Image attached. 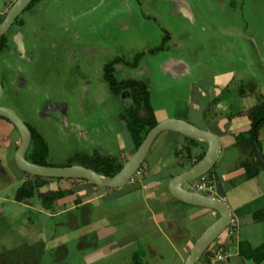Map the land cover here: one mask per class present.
Instances as JSON below:
<instances>
[{
    "label": "rangeland",
    "instance_id": "1",
    "mask_svg": "<svg viewBox=\"0 0 264 264\" xmlns=\"http://www.w3.org/2000/svg\"><path fill=\"white\" fill-rule=\"evenodd\" d=\"M15 1L0 0V21ZM19 19L25 21L30 57L19 56L24 37L19 26L15 29L16 22L9 50L0 53V106L15 110L42 137L47 148L38 159L48 166L86 165L98 153L121 160L133 154L124 119L132 105L130 93L115 94L107 82V66L118 60L114 77L118 82L135 77L145 83L158 121L188 116L199 120L190 112L195 93L199 89L197 101L205 104L213 96L206 91L212 83L229 87L214 95L235 104L227 115L232 119L243 112L242 105L256 101L252 87L256 97L264 96V0H37ZM241 90L254 98L243 100ZM261 127L258 145L264 156ZM2 138L0 260L42 243L41 262H34L41 251L36 250L25 257L30 264H85L84 252L101 243L94 236L100 223L86 234L82 215L62 210L73 205L72 199H80L90 184L49 180L41 192L59 194L53 208H46L38 194L25 204L16 202L22 172L11 163L14 146L4 132L0 142ZM180 140L173 132L161 134L143 166L176 167L173 153ZM241 142L224 149L215 170L225 175L253 159L257 149ZM243 177L226 175L220 180L234 210L253 194ZM263 178L264 173L256 182L263 185ZM65 198V205L58 203Z\"/></svg>",
    "mask_w": 264,
    "mask_h": 264
},
{
    "label": "crops",
    "instance_id": "2",
    "mask_svg": "<svg viewBox=\"0 0 264 264\" xmlns=\"http://www.w3.org/2000/svg\"><path fill=\"white\" fill-rule=\"evenodd\" d=\"M219 84L221 83H212L208 90L206 89L207 96L210 95L209 92L214 93H211L213 96H208L209 99H206L208 101L203 105L197 101V98L202 96L199 89L195 93L198 97L193 101L190 112L192 117L199 115L198 123L193 118L191 120L189 116L179 118L218 135L223 144L222 157L224 149L235 148L239 136L242 134L248 136L252 124L264 115V96L262 98L263 94H261L260 97H256L257 89L252 87L256 101L248 106L242 105L243 112L236 113L232 119L227 115L235 104L215 96L217 90L222 95L230 89L226 84L222 87ZM242 90L240 93H242L243 100L254 98ZM246 112L248 115L245 116ZM263 131L264 124L259 135L264 133ZM1 132L7 135V142H11V146H14V150L13 147L10 148L13 150L11 155L13 160L18 135L14 128L3 120H0ZM178 135L181 140L177 143L178 146L173 153L177 164L173 169L164 170L160 167L155 170L150 165L143 166L138 175L148 174L141 179L133 178L127 186L121 189L98 188L89 183L90 186L82 197L72 199L73 205L62 210L63 212L78 211L84 220L86 234H91L88 230H92L94 223H100L95 229L94 236L102 244L93 248L89 247L84 252L85 264H185L197 240L218 220L219 214L216 211L186 205L176 200L169 191L168 183L173 176L190 168L208 148L207 144L202 141L192 143L187 137ZM3 141L2 138L0 143ZM245 142L247 148H253L248 141ZM132 148L134 145L131 143L130 150ZM189 148H191L192 158L188 157ZM262 149L264 152V148ZM245 163L247 167L242 165L236 169L237 171H229L225 175L214 168L206 176L214 188L199 191V193L205 192L206 195L219 197L228 202L232 209V220L237 225L234 228H228L220 237L221 239L219 238L200 258L198 264H264V218L257 220L255 217L257 211L264 209V178L262 179L263 185L256 182V178L264 173V165L257 162L255 155L253 159L249 158ZM247 169L249 172H256V175L247 177ZM160 171L165 173L162 174ZM226 175L230 178L244 175L246 179L243 185L250 184L253 191L252 197L246 202H241L243 203L241 208L233 209L220 186L221 177L225 180ZM49 184L50 182L47 186ZM192 184L193 182L188 183V185ZM111 196L114 197L111 199ZM66 201L67 198L59 200L58 203L65 205ZM221 246L224 247L225 259L212 262L215 250ZM258 250H261L260 254L256 252Z\"/></svg>",
    "mask_w": 264,
    "mask_h": 264
},
{
    "label": "water",
    "instance_id": "3",
    "mask_svg": "<svg viewBox=\"0 0 264 264\" xmlns=\"http://www.w3.org/2000/svg\"><path fill=\"white\" fill-rule=\"evenodd\" d=\"M35 0H16L4 19L0 22V37L7 34L15 21ZM4 95L3 85L0 80V100ZM0 117L8 119L17 129L21 143L15 153L17 167L35 177L50 179L84 180L98 188L121 189L127 186L140 172L147 160L151 149L158 137L165 132H176L185 137L202 141L208 148L204 157L189 169L175 175L168 183L171 195L178 201L205 209L214 210L219 214L218 220L212 224L197 240L185 264H198L200 258L210 247L228 230L232 223V209L228 202L219 197L192 191L185 187L186 184L207 176L217 165L222 154V140L213 132L203 130L191 122L169 118L159 122L149 131L134 154L126 161L122 169L113 177L104 176L91 168L81 165L56 167L39 165L26 158L32 141L29 127L11 108L0 106ZM257 157L264 165V156L255 140Z\"/></svg>",
    "mask_w": 264,
    "mask_h": 264
},
{
    "label": "trees",
    "instance_id": "4",
    "mask_svg": "<svg viewBox=\"0 0 264 264\" xmlns=\"http://www.w3.org/2000/svg\"><path fill=\"white\" fill-rule=\"evenodd\" d=\"M6 42H7L6 36L0 37V53L6 49L7 47ZM118 63H120L119 60ZM114 66H115L114 62L107 66V82L115 94L120 95L124 91H129L130 93V99H131L130 101L132 105L127 109V115L124 117V119L126 121V127L129 132L130 139L134 145V148L137 150L138 147L143 142V140L146 138L149 131L153 129L159 123V121L156 119V114L154 112L153 107L151 106L150 98H149V89L147 85L142 81L136 79H128L118 82L114 77V72H113ZM263 124H264V115L258 118L252 124L248 136L243 134L239 136L237 140L238 143H239V139L240 141H242L241 144H244L245 141H248L254 148H256L254 145V141L256 140L259 144L258 132ZM188 139L192 141V143L199 142L198 140L195 139H191V138ZM46 148H47L46 143L43 141L42 137L36 132H34L32 138V146L29 150L33 159H30V161L39 165H47L46 163L38 159V156L41 155L42 151H44ZM187 152H188V157L192 158L191 148H189ZM205 153L206 150L198 157V159L193 163V165L197 163L199 160H201L204 157ZM256 155L257 154H255V156ZM257 162L263 166V164L258 159ZM123 163L124 162L119 161L118 158H112L109 156L100 155L98 153L94 155L93 160H91L89 163H86V165H81V166L91 168L104 176L113 177L122 169L124 165ZM244 166L247 167V163H245ZM254 175H256V172L253 171L249 172V170L247 169V177L250 178L253 177ZM29 177L34 179V181L25 182L23 186L19 188L16 195L17 201H23L25 199L33 198L40 188L47 185L48 182H50L49 180H52L50 178H40L31 175H29ZM57 195H58L57 192H48L41 194V196L45 200V203L53 202L56 199ZM255 217L257 220L263 219L264 209L257 211L255 213ZM256 252L260 254L261 250H258ZM7 258L9 260L7 261V264H19L17 260L18 257L15 258L14 256L10 255Z\"/></svg>",
    "mask_w": 264,
    "mask_h": 264
},
{
    "label": "flooded vegetation",
    "instance_id": "5",
    "mask_svg": "<svg viewBox=\"0 0 264 264\" xmlns=\"http://www.w3.org/2000/svg\"><path fill=\"white\" fill-rule=\"evenodd\" d=\"M37 0H35L33 3H35ZM32 3V4H33ZM32 4L28 7V8H30L31 6H32ZM27 8V9H28ZM26 9V10H27ZM25 12V11H24ZM23 12V13H24ZM22 13V14H23ZM7 14V13H6ZM5 14V15H6ZM20 18V17H19ZM17 19L16 21H15V23L17 22V25H16V27H15V29L19 26L20 27V29L22 30L21 31V33L23 34V39H24V47L21 45V49L18 51L19 52V56H20V58H25V59H29V55L27 54V52H26V50H25V42H26V38H27V34L25 33V30H24V24H25V21H23L22 19L20 20V19ZM1 22V21H0ZM14 23V24H15ZM14 24H13V26H14ZM12 26V27H13ZM12 27H11V29H12ZM11 29L7 32V34L6 35H4V36H6V39H7V42H6V44H7V47H6V49H5V53L9 50V49H7L8 48V37L14 32V30L11 32ZM23 49H24V52H23ZM22 53H24L25 54V57H22L21 56V54ZM29 56V57H28ZM118 64H120V63H117V64H115V66L116 65H118ZM116 69V68H115ZM116 71V70H115ZM132 79H133V77H131ZM130 79V78H129ZM134 79H136L135 77H134ZM1 80V79H0ZM136 80H138V79H136ZM1 83H2V81H1ZM2 85H3V83H2ZM3 89H4V86H3ZM4 96V95H3ZM3 98V97H2ZM7 108H9V107H7ZM15 111V110H14ZM16 112V111H15ZM17 113V112H16ZM19 116V115H18ZM20 117V116H19ZM262 117V116H261ZM21 118V117H20ZM260 118V117H259ZM0 119L1 120H4V121H6L8 124H10L13 128H14V130H15V132H16V134L18 135V140H17V142H16V150H15V153H16V151H17V149H18V147L20 146V143H21V139H20V135H19V133H18V131H17V129H16V127L8 120V119H6V118H3V117H0ZM22 119V118H21ZM23 120V119H22ZM24 121V120H23ZM25 123V122H24ZM28 127H29V125L27 124V123H25ZM29 129H30V131H31V133H32V138H33V134H34V131H33V129L31 128V127H29ZM128 131V130H127ZM129 133V132H128ZM129 135V134H128ZM130 138V137H129ZM130 141H131V139H130ZM131 143H132V141H131ZM133 144V143H132ZM31 146H32V141H31V145H30V147H29V150H30V148H31ZM29 150H28V152H27V154H26V158L30 161V158H29V155H30V152H29ZM136 151V149L134 150V152ZM134 152H133V154H134ZM132 154V155H133ZM131 155V156H132ZM130 156V157H131ZM257 156V155H256ZM129 156L127 157V160L130 158ZM257 159H258V157H257ZM118 160L119 161H121V162H125L126 163V161L127 160H121L120 158H118ZM259 160V159H258ZM31 162V161H30ZM146 162V161H145ZM13 165H15L16 167H17V164H16V162H15V155H14V158H13V160H12V162H11ZM124 163V164H125ZM13 168V167H12ZM18 168V167H17ZM142 168H143V166H142ZM141 168V169H142ZM19 169V168H18ZM1 170V169H0ZM20 170V169H19ZM22 172V176H20L22 179H23V184L25 183V182H30V181H34V179H32L31 177H29V174L27 175V173H25V172H23V171H21ZM183 172V171H182ZM182 172H180V173H182ZM24 176V177H23ZM175 176V175H174ZM173 176V177H174ZM25 177H27L28 179H25ZM200 181V179L199 180H196V181H193V184L192 185H190V188H188V189H190V190H194V189H192V187L194 186V185H196L198 182ZM206 181L207 182H210L208 179H207V177H206ZM86 182H88V181H86ZM88 183H90V182H88ZM23 184H22V186H23ZM92 184V183H91ZM21 186V187H22ZM45 186H47V185H45ZM44 186V187H45ZM97 187V186H96ZM43 188V187H42ZM42 188H40L39 189V191L36 193V194H38V196L40 197V198H42V196H41V194H44L43 192H41V189ZM195 191V190H194ZM48 192H55V191H47L46 193H48ZM196 192V191H195ZM35 194V195H36ZM58 194V193H57ZM17 195V194H16ZM35 195H34V197H35ZM33 197V198H34ZM60 199V197H59V194L57 195V197H56V199L53 201L54 203H56L57 201V199ZM32 199V198H31ZM31 199H25V200H23V201H17L16 200V196H15V201L16 202H18V203H21V204H23L25 201H29V200H31ZM53 202H46V203H44V206L46 207V208H53V206L54 205H52V203ZM25 204V203H24ZM27 206V205H26ZM45 248H44V245L42 244V243H39V244H36V245H31V246H28L27 248L26 247H24V248H21L20 249V251H17V253H13L12 252V256H14L15 258L16 257H18V262H19V264H30L29 262H28V260L25 258L26 256L28 257V255L29 256H32L35 252H36V250H41L40 251V253L38 254L39 256H37L35 259H34V262L36 263V261H37V263H40L41 262V255L44 253V250ZM63 250H64V246H63V248H62ZM7 261H9L8 260V258L6 257L5 259H3V260H0V264H7Z\"/></svg>",
    "mask_w": 264,
    "mask_h": 264
},
{
    "label": "built area",
    "instance_id": "6",
    "mask_svg": "<svg viewBox=\"0 0 264 264\" xmlns=\"http://www.w3.org/2000/svg\"><path fill=\"white\" fill-rule=\"evenodd\" d=\"M214 187L206 181V176L201 178L200 181L192 187L196 192L202 191V190H212ZM192 190V191H194ZM237 223H235L232 220V223L229 228H234L236 227ZM225 259V251L224 247L221 246L215 250L214 256L212 257V262L217 261V260H222Z\"/></svg>",
    "mask_w": 264,
    "mask_h": 264
}]
</instances>
